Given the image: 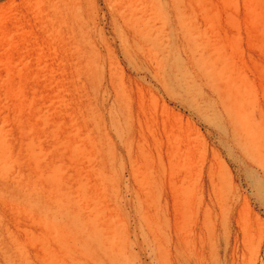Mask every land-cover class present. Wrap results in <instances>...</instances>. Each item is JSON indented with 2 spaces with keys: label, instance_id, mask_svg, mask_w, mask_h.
<instances>
[{
  "label": "rangeland",
  "instance_id": "rangeland-1",
  "mask_svg": "<svg viewBox=\"0 0 264 264\" xmlns=\"http://www.w3.org/2000/svg\"><path fill=\"white\" fill-rule=\"evenodd\" d=\"M172 3L0 0V264H264V0Z\"/></svg>",
  "mask_w": 264,
  "mask_h": 264
},
{
  "label": "bare ground",
  "instance_id": "bare-ground-1",
  "mask_svg": "<svg viewBox=\"0 0 264 264\" xmlns=\"http://www.w3.org/2000/svg\"><path fill=\"white\" fill-rule=\"evenodd\" d=\"M7 1H12V2H15L16 0H7ZM26 2H31L33 0H25ZM56 3L58 2H73L75 0H55ZM173 7L177 8L179 6L182 5V0H173V3H172ZM259 253V250H257L256 248H252V246L250 247V259H249V262L248 264H258L257 263V260H256V256L257 254ZM235 255V249H233L232 251V256L234 257ZM234 260L232 259L231 263L230 264H234Z\"/></svg>",
  "mask_w": 264,
  "mask_h": 264
}]
</instances>
